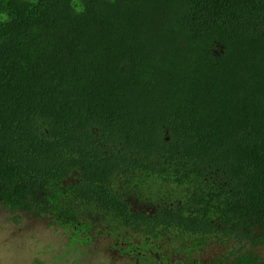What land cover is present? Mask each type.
<instances>
[{"label":"trees","instance_id":"1","mask_svg":"<svg viewBox=\"0 0 264 264\" xmlns=\"http://www.w3.org/2000/svg\"><path fill=\"white\" fill-rule=\"evenodd\" d=\"M0 205L264 264V0H0Z\"/></svg>","mask_w":264,"mask_h":264},{"label":"rangeland","instance_id":"2","mask_svg":"<svg viewBox=\"0 0 264 264\" xmlns=\"http://www.w3.org/2000/svg\"><path fill=\"white\" fill-rule=\"evenodd\" d=\"M132 206L151 212L143 205ZM70 230L53 225L49 218L11 212L0 205V264H139L137 257L122 250L136 246L134 239L119 242L100 230H93L72 241ZM219 250L211 247L192 259L199 260L200 264H211ZM260 255L264 258V249L260 250ZM192 263L183 257L176 260L172 254L167 257L159 253L151 264Z\"/></svg>","mask_w":264,"mask_h":264}]
</instances>
